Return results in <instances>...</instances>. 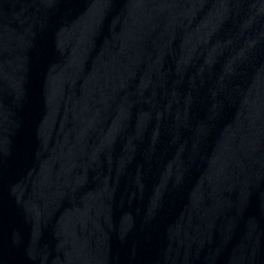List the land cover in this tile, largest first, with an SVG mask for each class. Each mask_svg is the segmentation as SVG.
<instances>
[{"label": "water", "instance_id": "water-1", "mask_svg": "<svg viewBox=\"0 0 264 264\" xmlns=\"http://www.w3.org/2000/svg\"><path fill=\"white\" fill-rule=\"evenodd\" d=\"M0 264H264V0H0Z\"/></svg>", "mask_w": 264, "mask_h": 264}]
</instances>
